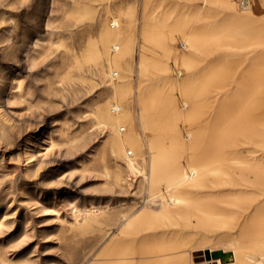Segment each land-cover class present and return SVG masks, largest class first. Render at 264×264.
I'll return each instance as SVG.
<instances>
[{
  "label": "bare ground",
  "instance_id": "bare-ground-1",
  "mask_svg": "<svg viewBox=\"0 0 264 264\" xmlns=\"http://www.w3.org/2000/svg\"><path fill=\"white\" fill-rule=\"evenodd\" d=\"M18 2L30 20L26 64L56 76L41 101L92 102L73 121L91 124L63 140L73 148L101 134L102 188L125 197L94 218L101 264H264V0H141L136 78L133 0ZM195 55L211 63L205 73ZM248 142L258 148L243 150Z\"/></svg>",
  "mask_w": 264,
  "mask_h": 264
},
{
  "label": "rangeland",
  "instance_id": "rangeland-1",
  "mask_svg": "<svg viewBox=\"0 0 264 264\" xmlns=\"http://www.w3.org/2000/svg\"><path fill=\"white\" fill-rule=\"evenodd\" d=\"M47 7V3L44 4L37 17L40 29L44 28ZM133 10L132 75L136 78L142 23L141 0H133ZM27 21L30 20L23 14L18 0H2L0 255L14 259L17 264H82L85 260L101 264L102 259L96 251L99 229L94 218L101 207L115 205L118 198L125 197L102 188L103 179L94 162L101 134L73 148H68L63 140V134L77 133L80 128L91 124L84 119L79 120L81 124H74L73 121L75 114L92 108V102H83L80 109L75 104L70 105L67 110L66 104L57 98L51 103L41 101L47 81L56 76L52 68L43 70L42 65L33 68L26 64L24 44L20 40ZM171 25L169 23L168 28ZM208 31L204 28V32ZM7 34L10 41L6 39ZM262 34L264 39V27ZM32 40L31 35L25 38V41ZM233 51L236 58L240 56L239 50ZM150 57L154 58L153 55ZM194 59L195 67L204 68L205 73L211 64L209 60L198 55ZM231 72L224 90L234 93L238 85L235 71ZM261 97L264 100V92ZM102 100L103 97L99 103ZM136 113L133 104L127 116H122V122L131 124L137 119ZM244 145L243 150L247 152L258 148L253 142ZM84 217L93 219L90 228L75 230L77 232L73 234L74 224L83 222ZM202 259V256L194 257L196 262Z\"/></svg>",
  "mask_w": 264,
  "mask_h": 264
}]
</instances>
